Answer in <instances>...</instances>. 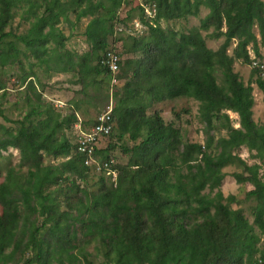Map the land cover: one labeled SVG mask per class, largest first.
Returning a JSON list of instances; mask_svg holds the SVG:
<instances>
[{
	"label": "trees",
	"instance_id": "1",
	"mask_svg": "<svg viewBox=\"0 0 264 264\" xmlns=\"http://www.w3.org/2000/svg\"><path fill=\"white\" fill-rule=\"evenodd\" d=\"M144 2L0 0V65L6 71L18 66V83L25 86L24 105L17 106L25 110L22 118L13 119L0 104L6 123H0V156L9 148L20 154L0 181V264H91L92 255H102L106 264H264V175L261 165L236 153L246 146L264 161V124L253 119V87L234 71L237 60H263L264 0ZM147 3L155 10L148 18ZM203 6L209 13L199 27L162 25L199 16ZM17 9L31 23L26 34L6 30ZM70 12L76 21L91 17L84 33L88 51L66 49L69 37L58 25L70 21ZM136 18L147 32L131 35V47L115 51L110 45L119 40L116 25L124 30ZM203 30L213 39L225 38L217 50L208 46ZM110 51L119 56L116 72L104 62ZM40 67L50 79L72 73L68 81L81 86L80 97L70 101L71 113L63 115L44 100ZM113 73L125 82L115 90L122 92L114 95L119 104L113 129L98 140L94 155L119 173L116 182L102 175L91 184L93 167L68 130L93 97L94 105L109 106ZM257 84L264 93V78ZM0 90L3 96L9 90L3 79ZM178 98L199 101L205 144L184 142L180 126L152 111ZM228 111L239 114L240 127ZM219 126L228 133L217 138L212 132ZM126 137L135 143L126 144ZM118 146L130 155L124 165L111 161ZM47 156L64 159L48 163ZM228 165L244 170L233 174L238 183L254 187L247 193L256 202L253 222L242 209L231 208L236 196L225 197L220 189Z\"/></svg>",
	"mask_w": 264,
	"mask_h": 264
},
{
	"label": "rangeland",
	"instance_id": "2",
	"mask_svg": "<svg viewBox=\"0 0 264 264\" xmlns=\"http://www.w3.org/2000/svg\"><path fill=\"white\" fill-rule=\"evenodd\" d=\"M139 2H144L145 0H138ZM146 17L154 16V7L152 4H146ZM126 9V8H124ZM209 13V9L206 7H202L199 16H190L187 19H180L175 21H165L163 22V26H169L174 29H183V30H189L193 27H199L201 24V21L206 15ZM124 14H121L122 17H124ZM76 14L74 12H70V21L62 20L60 24L58 25L64 32L65 35H67L68 40L66 41V49H69L74 52L82 53L84 51H88L90 49V45L86 40L85 36V29L91 19V17H85L82 18L81 21H76L75 19ZM34 20V18L32 19ZM31 23L30 21H27L22 17V10L17 9L16 14L12 22L10 23L9 27L6 29L7 31H13L17 34H26L28 29L30 28ZM148 27L144 26L143 23H141L139 18H136L132 22H130V27L125 28L123 30V25L118 24L116 25V36L115 38L119 39L117 43H113L111 46L115 47V51L121 52L124 51L125 48L131 47L132 40L130 39L131 35H137L140 31L147 32ZM212 31V29H211ZM211 31L203 30L202 34L207 39V44L209 47L213 48L214 50H217L220 45L224 41V37H221L219 39H213L210 36ZM258 32V30H257ZM112 42V41H111ZM22 45V42H19V46ZM236 46V42H233L232 47L229 48L230 54L233 52L234 47ZM249 50L251 55L254 57L255 52L253 50V45L249 46ZM260 51L262 53V57H259L260 59L264 60V46L260 47ZM123 55V54H122ZM124 58H127L128 56L132 55H123ZM35 60V59H33ZM262 60V61H263ZM18 66H14L13 68L8 67V70L6 71V68H2L0 65V79H3L6 83V86L9 88L8 93L6 96H3L2 90H0V104L2 107L8 108L11 111V117L13 119H20L22 118V114L24 111H21L17 108V106L21 107L24 105V95L23 92L25 90V86H21L18 83V79L16 77L18 72ZM40 73V77L44 83V91H43V98L47 103H52L55 105L56 109L61 112L63 115L71 113V106H69L70 101L73 99L74 96H76L78 90H80V85L72 84L68 81L69 77H72V73L67 74H53V78H48V73L46 70V67H40L37 69ZM234 71L239 74L242 81L245 83V85L250 84L253 87V96L255 99V104L253 107V119L258 124H264V93L261 90V88L257 84L258 77L264 78V73L261 72L258 73L253 68V64H248L243 62L242 60H237L234 63ZM116 72V71H115ZM220 75V73H219ZM105 78V76H102ZM111 86L112 89L110 91L111 94V102L112 105H118V100L114 95H116L117 92L122 91H115V90H122V86L125 81H120L116 77V73L112 74L111 78ZM117 85V86H116ZM40 89V88H39ZM90 94H92L93 90H88ZM23 92V94H21ZM80 97V95L76 96ZM98 100L93 97L92 102L84 104L83 110L80 111V120L75 125L74 130H68L70 133V137L73 140V142L76 144V137H77V125L83 126V120L88 122L90 121V125L83 126L85 129H89L92 126V122L97 119L99 115H101L106 110V106L104 105V102L98 103V105H94L95 102ZM109 104V105H110ZM199 107L200 103L199 101L195 99L190 98H178L174 100H167L163 101L161 103H157L153 110H159L162 114V116L165 118L166 121H173L178 126L182 128V134H183V141L184 142H199L202 144H205L207 139V134L205 132V123L202 122V120L199 117ZM180 116H177L178 114ZM230 115V119L232 120V124L235 127H240V118L239 114L234 111H228ZM92 120V122H91ZM0 123H5L2 119H0ZM6 124V123H5ZM8 124V123H7ZM68 133V134H69ZM217 138L220 136H225L228 133V130L223 128V126L217 127L212 132ZM126 139V144L133 145L135 142L131 141L128 137ZM108 141L104 142V145H107ZM103 146V143H102ZM236 153L240 155L243 159H245L249 164L258 163L261 165V174L264 175V161H262L260 158H256L254 155H256L255 151L249 150L246 146L240 147L237 149ZM94 158L100 160L99 158ZM20 154L19 151L15 148H9L8 151H4L2 156H0V171L2 172V177L0 178V181L3 179V177L6 175V167L11 162L13 164H16L19 162ZM64 158L62 157H54V156H47L46 162L48 163H58L61 162ZM130 155L126 154L120 146H118L115 150L111 152V161L113 163H118L119 165H124L129 162ZM93 170L90 175V183L93 184L94 182H98L100 176L104 175L109 180H106L107 182H116L117 176H118V170H111L110 168L108 170L98 169L96 165L92 166ZM223 171L227 174L224 178L222 185L220 187L221 191L224 193L225 197L229 195H235L236 196V202L230 203L231 208L234 209H242L246 216L250 219L251 222L254 221V216L252 214V208L256 204V202L253 199H249L247 197L248 191L253 189V185L250 183H238L235 176L233 175L235 172L243 173V169L239 167L238 165H228L226 166ZM98 187V185H96ZM100 186V185H99ZM93 187V188H97ZM204 192L208 193L209 189H206ZM215 193V192H214ZM213 193V194H214ZM1 212V208H0ZM28 257V256H27ZM26 257V258H27ZM89 260L91 261V264H106L105 259L102 255H92L90 256ZM83 261V260H82ZM9 264H22V261H19L18 263H15V261L10 262Z\"/></svg>",
	"mask_w": 264,
	"mask_h": 264
},
{
	"label": "built area",
	"instance_id": "3",
	"mask_svg": "<svg viewBox=\"0 0 264 264\" xmlns=\"http://www.w3.org/2000/svg\"><path fill=\"white\" fill-rule=\"evenodd\" d=\"M155 14V10H154ZM118 61L119 56L116 52L110 51L107 53L105 63L110 66L113 71L118 70ZM254 66H257L261 69V72L264 73V61L256 60L253 62ZM114 105L110 104L105 112L97 117V122L91 126L89 129H85L83 126L77 125V137H76V146L77 151L82 152L86 155V164L96 165L98 169L108 170L110 167L108 162H105L104 165L101 161L94 158L95 146L98 143V140L106 135H109L113 129V119L112 112Z\"/></svg>",
	"mask_w": 264,
	"mask_h": 264
}]
</instances>
